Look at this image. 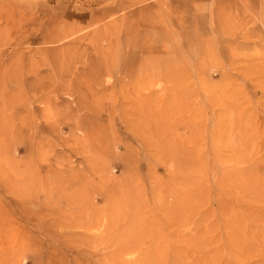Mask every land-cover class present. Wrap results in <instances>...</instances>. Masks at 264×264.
<instances>
[{
  "label": "rangeland",
  "instance_id": "obj_1",
  "mask_svg": "<svg viewBox=\"0 0 264 264\" xmlns=\"http://www.w3.org/2000/svg\"><path fill=\"white\" fill-rule=\"evenodd\" d=\"M91 1L0 0V264H264V0Z\"/></svg>",
  "mask_w": 264,
  "mask_h": 264
},
{
  "label": "bare ground",
  "instance_id": "obj_2",
  "mask_svg": "<svg viewBox=\"0 0 264 264\" xmlns=\"http://www.w3.org/2000/svg\"><path fill=\"white\" fill-rule=\"evenodd\" d=\"M101 1H103V0H93V1H91L90 6H92L95 3L97 5ZM60 3H61V0H59V4ZM58 8L63 13V14H60L59 16H63L66 13V6L61 4V6H59ZM110 8L111 7H104V9H102V10H95V12L93 13L92 16L96 17L97 14L109 16L112 13V12H110ZM95 21H97V20H95ZM76 26H77L76 24H63V26L62 25L58 26V27L56 26L57 28L53 32H51V34L48 36L47 42H50V43L61 42L63 40H66V39L74 36L73 38L68 40L69 41L68 44L65 45L62 50H60L63 53H57V54H60L63 57H67L70 61H72V59H75L80 64L81 69L79 71H78L77 67L75 68V71H71V74H73L75 76L76 80L83 78V79L88 80V81L89 80L96 81L97 84H99V85H104V84H100V83L106 82V85L104 88H109V85H107L108 80H105V79L107 77L106 74L110 73V71H111L110 70V63H104L103 56H102V58L100 56H99L100 58L99 57L93 58V57H91V55H89L87 53V46L82 44V41H84L86 38H88L90 34H84L82 36H75L79 31ZM63 27H65V28H63ZM97 32L100 33L97 30L94 31V33H97ZM50 54H54V53H50ZM46 57L50 58L52 56L46 55ZM95 61L97 62L96 64H94ZM106 62H107V60H106ZM115 65H116V62H115V64L112 63V66H115ZM123 75H124L123 81L125 82V79L129 78V76H128L127 72H124ZM63 83L64 84H71L72 82L70 80L68 81L67 79H64ZM62 86H64V85H62ZM60 90H61V87L55 88V92L60 91ZM66 90H69V88L67 87ZM68 94L72 96L73 92H71L69 90Z\"/></svg>",
  "mask_w": 264,
  "mask_h": 264
}]
</instances>
